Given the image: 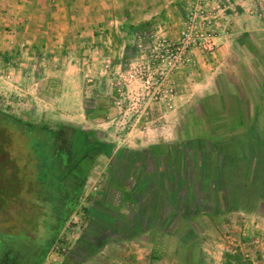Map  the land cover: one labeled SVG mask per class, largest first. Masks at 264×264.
Returning <instances> with one entry per match:
<instances>
[{
    "label": "rangeland",
    "instance_id": "obj_1",
    "mask_svg": "<svg viewBox=\"0 0 264 264\" xmlns=\"http://www.w3.org/2000/svg\"><path fill=\"white\" fill-rule=\"evenodd\" d=\"M210 4L217 24L226 10L235 15L223 50L216 41L213 54H196L199 76L185 74L173 107L147 128L115 106L111 60L86 53L82 70L40 76L28 66L12 73L0 52V128L21 167L9 179L24 175L0 212V264L6 256L17 264H264V0ZM64 152L75 163L86 154L89 166L57 232L74 191L55 170ZM242 155L251 160L241 169Z\"/></svg>",
    "mask_w": 264,
    "mask_h": 264
},
{
    "label": "crops",
    "instance_id": "obj_2",
    "mask_svg": "<svg viewBox=\"0 0 264 264\" xmlns=\"http://www.w3.org/2000/svg\"><path fill=\"white\" fill-rule=\"evenodd\" d=\"M188 1L0 0V52L6 51L4 57L9 62L3 65L15 74L16 68L19 70L28 66V72L33 68L34 73L41 76L53 73L58 70L56 68L63 70L65 66L82 70L90 59L85 56L86 53L96 59L95 63L111 60L110 67L123 65L132 57L136 43L147 41L158 26L163 25L165 30L173 33L174 27L185 15ZM231 4V1L225 3L224 9L229 10ZM228 10L218 21L221 25L215 41L220 44L226 38L228 19L233 21L235 18ZM19 32L22 34L18 38L16 34ZM223 44L219 51L223 50ZM23 47L28 49L29 60L27 52L21 50ZM201 66L192 74L199 76ZM52 81L48 80V85L51 86ZM204 83L198 86L203 87ZM158 135L165 137V132L160 131ZM191 146L188 145L189 151L193 150ZM237 158L238 167L251 160L243 155ZM244 172L243 168L241 176Z\"/></svg>",
    "mask_w": 264,
    "mask_h": 264
},
{
    "label": "built area",
    "instance_id": "obj_3",
    "mask_svg": "<svg viewBox=\"0 0 264 264\" xmlns=\"http://www.w3.org/2000/svg\"><path fill=\"white\" fill-rule=\"evenodd\" d=\"M211 2L189 0L185 15L173 33L158 26L146 44L137 43L131 60L118 66L114 77L117 90L114 104L135 124L144 122L140 127L147 128L145 125L157 118L161 109L173 107L181 76L192 75L197 70L195 54H213L218 5Z\"/></svg>",
    "mask_w": 264,
    "mask_h": 264
},
{
    "label": "trees",
    "instance_id": "obj_4",
    "mask_svg": "<svg viewBox=\"0 0 264 264\" xmlns=\"http://www.w3.org/2000/svg\"><path fill=\"white\" fill-rule=\"evenodd\" d=\"M12 120L16 121V123H18L19 125H28L24 120H20L16 118H13ZM0 132H1V136H3L2 138H0V212H2L3 210H5V208L9 204L10 200L16 197L18 188L21 185V181L24 180V175H22L21 179H18L16 175V181H12L11 178L9 179L10 176L14 175L15 171L16 173H18L17 172L18 167L16 166V169H15V167L12 166V161L9 159L4 149L5 137H4V134L1 128H0ZM51 138L56 139L57 138L56 133H52ZM95 147H98V146L94 144L90 145L91 149H94ZM85 155L86 154H83L75 163V162H72V155H70L68 152H64L61 162H59L58 166L55 167V170L57 168H58L57 170L58 172L61 170V173L67 175V178H70L74 183L73 196L69 199L68 208L61 217H57V221H56L57 222V226H56L57 232L64 225L65 221L67 220L69 216V213L71 212V209H73V207L75 206V203L80 197L83 184L85 183V180H86L87 169H88L87 167L88 156H85ZM19 171L21 173V167ZM8 235H10V233H7L5 236L7 237ZM0 244L2 245V240H0ZM8 244H9L8 240L5 239L3 242V246H7ZM47 249H48V245L43 249V253ZM7 250H10V249H7Z\"/></svg>",
    "mask_w": 264,
    "mask_h": 264
},
{
    "label": "flooded vegetation",
    "instance_id": "obj_5",
    "mask_svg": "<svg viewBox=\"0 0 264 264\" xmlns=\"http://www.w3.org/2000/svg\"><path fill=\"white\" fill-rule=\"evenodd\" d=\"M69 133H66L65 134V137H64V140H66V147H65V150L68 151V149L70 148V142H71V139H72V135H71V130H68ZM1 264H17L12 258L6 256L3 261L1 262Z\"/></svg>",
    "mask_w": 264,
    "mask_h": 264
}]
</instances>
